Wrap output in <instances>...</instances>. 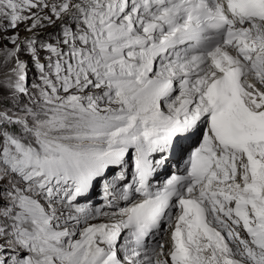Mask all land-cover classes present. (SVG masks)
<instances>
[{"label":"snow or ice","instance_id":"snow-or-ice-1","mask_svg":"<svg viewBox=\"0 0 264 264\" xmlns=\"http://www.w3.org/2000/svg\"><path fill=\"white\" fill-rule=\"evenodd\" d=\"M0 264H264V0H0Z\"/></svg>","mask_w":264,"mask_h":264}]
</instances>
